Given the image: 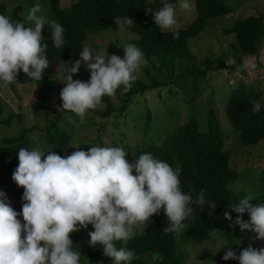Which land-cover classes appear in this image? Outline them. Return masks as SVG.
<instances>
[{"label":"clouds","instance_id":"9594fccd","mask_svg":"<svg viewBox=\"0 0 264 264\" xmlns=\"http://www.w3.org/2000/svg\"><path fill=\"white\" fill-rule=\"evenodd\" d=\"M180 10L190 11L189 0H177ZM146 4H152L147 0ZM161 7L146 9L161 33L171 32L178 38L177 4L160 0ZM39 3L34 4L22 20H14L0 14V88L15 84L18 75L25 74L33 81H40L49 67L46 56L47 44L42 28L45 21L37 15ZM120 32H126L134 19L114 17ZM52 46L61 48L65 43L64 27L51 20ZM123 57L109 55L105 50H94L85 44L79 51V59L68 66L63 87L59 92L61 103L56 111L72 115L83 122L86 116L102 104L104 97L114 98L117 91L126 94L137 80V74L146 65L145 54L135 43L117 45ZM83 62L89 71L84 82L74 80ZM227 65L235 64L229 57ZM252 61H242L241 71L254 70ZM262 109L260 102L253 101V114ZM76 150L61 156L38 147H20L16 152L18 164L11 179L23 188L19 212L7 202L0 191V264H80L81 252L74 249L70 233L87 229L88 244L97 245L111 264H132L134 251L125 245L151 221L161 209L167 218L165 232L179 234L194 216L195 208L214 209L216 201H207L204 190L195 196L181 187V168H173L156 158L151 152H143L132 162L123 146H89L87 151ZM253 198L245 196L229 205L237 216L234 221L228 211L225 219L238 225L241 231L250 230L255 239L264 240V203L253 205ZM195 206V207H194ZM244 213L249 219L243 220ZM22 218V219H21ZM217 229L210 231L215 236ZM225 249L221 259L235 260L237 264H264V248L249 245L237 254L236 248L220 242L216 251ZM215 251V252H216Z\"/></svg>","mask_w":264,"mask_h":264},{"label":"trees","instance_id":"16d2710c","mask_svg":"<svg viewBox=\"0 0 264 264\" xmlns=\"http://www.w3.org/2000/svg\"><path fill=\"white\" fill-rule=\"evenodd\" d=\"M43 1H47L55 21L65 29L64 46L53 47L50 32L43 33L45 37L43 42L48 46L46 56L49 67L43 74L42 80L32 81L21 73L17 77L18 81L9 85V88L20 100L21 91L27 89L29 93L31 89L38 90L39 99L33 101L36 104H33V110L37 111L38 108L44 111V115L50 117V123L43 127L35 122L32 127H27L22 122L21 113L5 118L0 95V131L7 129L10 131L13 121L17 120V133L7 136V131L0 139V191L5 193L7 202L17 212L21 209L23 188L12 181L11 175L18 164L16 156L18 148L38 147L47 150L51 145L54 152L64 156L71 147L72 132L84 129L87 125L93 126L92 121L85 125L74 115H72L73 123L68 122V114L52 115L48 104L54 68L60 63L66 64L68 68L73 61L79 59V51L85 45L89 33L101 36L108 29L118 30L114 17L128 15L135 22L128 31L136 36L128 43H135L142 49L149 65L144 68L145 80L137 79L126 94L117 91L119 106L111 98L104 97L102 104L88 114L102 119H107L112 114L123 116L135 97L177 85L182 80L189 81L193 95L190 100L185 99V102L187 105L193 104L201 97L204 90L201 87L202 79L211 73L214 66L245 73L238 70L242 61L259 58L264 48V13H260L239 19L232 28L224 30L226 35H234L235 38V42L229 45L228 51L229 57L235 60V64L227 65L222 57L212 58L206 66L197 62L195 54L188 46V41L198 37L212 19L234 12V8L227 0H191L195 4V18L188 27L176 29L179 33L178 38H173L171 32L161 33L154 24L151 13L146 14V9L161 7L160 0H153V5L149 8H146L145 0H76L67 7L61 6L60 0ZM170 2L177 4L178 8L177 0ZM0 14L8 16L5 4H0ZM176 71L179 72L177 75ZM258 79L256 78L252 84L240 83L237 88L230 89L229 99L225 105V115L228 120L225 122L230 125L225 132L231 133L234 137L233 143L237 142L242 147L256 146L264 142V100ZM253 101L262 104L261 111L256 114L251 110ZM207 106L204 126L200 124L191 105L188 109L190 115L185 119L184 124L172 132L163 133L165 137L160 143L154 140L156 136L153 135L149 141H144L135 149L114 142L113 146H123L129 152L126 156L129 162L143 152H151L173 168L179 166L183 191H191L195 196L203 189L207 201H216L214 209L209 210L206 205L204 208H195L194 216L186 221L188 227L179 234L164 231L167 227V218L161 209L160 213L153 215L143 230L125 245L136 254L132 264H185L188 259V251L185 247L209 241L213 237L209 234L213 229H217L216 233L228 246L236 248L237 254L241 249L249 246L247 236L241 238L232 223L237 214L231 212L229 208V205L248 196L245 191L230 188L237 180L241 179L240 182L244 180V172L240 175L238 164L232 163L234 149L225 145L220 115L215 108L209 107L208 104ZM63 117L65 122L62 123ZM152 121L151 112L147 110L146 120L142 126L144 134H148ZM104 129L105 123L97 129L99 135L96 138L89 140L85 137L86 140L79 141V147L87 151L89 146H104L101 140ZM35 134H38V139H34ZM162 136L158 135L156 138ZM261 158L264 159L262 156ZM262 194L264 195V187ZM257 196L264 201V197ZM225 211L230 213L232 221L224 218ZM84 230L85 235L80 231L70 233L74 249L81 252L80 264H111L110 258L103 255L99 245L95 248L89 246L88 232L93 230L91 225ZM260 248H264V245L255 249ZM226 262L237 264L235 260Z\"/></svg>","mask_w":264,"mask_h":264},{"label":"rangeland","instance_id":"374dc122","mask_svg":"<svg viewBox=\"0 0 264 264\" xmlns=\"http://www.w3.org/2000/svg\"><path fill=\"white\" fill-rule=\"evenodd\" d=\"M76 0H60L61 6H70ZM147 2V0H145ZM146 4V8L153 5ZM192 8L190 11H183L177 8V28L188 27L191 21L195 18V4L189 0ZM234 8V12L230 15L218 17L208 22L205 30L195 38L188 41L189 48L196 56L197 62L206 66L208 62L215 57H222L223 59L229 58V45L235 42L234 35H226L224 30L232 28L239 19L248 16H255L256 14L264 13V0H227ZM36 3H39L41 11L37 14L43 17L45 24L42 28L43 33L49 34L50 29L47 24L51 20H55L52 11L47 3L43 0H0V4L7 6V13L11 19L22 20L26 16L28 10ZM108 32V33H106ZM128 30L120 32L119 30L108 29L104 34L97 35L89 33L88 39L85 44L94 50H105L109 55L117 54L123 57V51L117 45L122 46L128 43L131 38H135ZM45 42V41H44ZM43 42V43H44ZM264 47V46H263ZM252 61L256 64L254 70L245 71L240 73L238 71H230L219 66H214V69L206 77L202 79L201 87L204 89L201 97L195 103L187 105L186 100H190L192 95L191 85L188 80L179 81L177 85H170L169 87L162 88L158 91H153L142 96L135 97L129 104L127 112L123 116L112 114L107 119H102L98 116L88 115L82 123L87 125L92 121L93 126L87 125L84 129L74 130L71 147L67 154L76 150L73 146L79 147L80 140H91L96 138L99 133L97 129L101 124L105 123V129L102 131L101 140L104 146H113L114 142L129 146L133 149L141 146L144 141H149L153 136L163 135L162 137H154L157 143L165 137L167 131H174L182 126L185 119L189 117L188 109L194 108V113L198 116L200 124L204 126V114L208 111V106L216 109L221 118L222 129L224 130L226 147L234 149L232 163L238 164V172H244L242 182L241 179L233 183L230 188L238 191H245L248 196L253 199L251 204L255 205L258 201H264L257 195L262 194V187H264V142L256 146L242 147L237 142L233 143L234 137L231 133L225 132L229 129V124L225 115V105L229 99L230 89H235L240 83L252 84V82L259 78L260 91L262 92V100H264V48L259 58H253ZM149 66L147 63L144 65L140 72L137 74V79L145 80L144 68ZM70 67V66H69ZM67 65L64 63L58 64L54 68L53 84L51 94L48 96V104L52 115L58 114L56 106L59 104V92L64 86L60 80H63L67 75ZM179 72L176 71V75ZM86 82L89 79V71L84 66L83 62L73 79ZM33 81V80H32ZM21 91V100L16 93L12 92L8 87L0 88V95L4 105V117L7 118L12 114H20L23 116V123L27 127H32L36 122L38 125L47 126L51 119L49 116L44 115V111L37 109L33 110V101L39 99V92L36 89H31L29 93ZM118 92H120L118 90ZM121 93V92H120ZM114 103L119 106L120 101L116 95L111 98ZM212 99V101H210ZM210 104H212L210 106ZM36 105V104H35ZM147 110L151 112L153 118L151 129L148 134H144L142 126L146 120ZM60 122V121H59ZM62 123L65 122V117L62 118ZM17 120L13 121V127L10 131L1 130L0 139L5 132L7 136L17 133ZM34 139H38V134L34 135ZM239 182V183H238ZM246 185V186H245ZM247 221L248 214L244 213L241 217ZM236 230L241 235L247 236L248 244L253 248L264 245V240L255 239V233L250 230L241 231L238 225ZM82 235H85V230H79ZM225 242L220 235L216 233L209 241L203 244H191L185 247L188 251V259L185 264H228L221 259L225 249L216 251L218 243ZM216 251V252H215Z\"/></svg>","mask_w":264,"mask_h":264}]
</instances>
